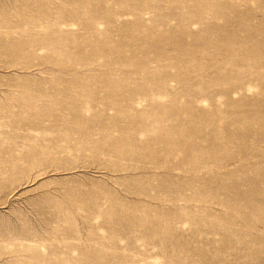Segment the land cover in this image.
Instances as JSON below:
<instances>
[{
  "label": "rangeland",
  "instance_id": "rangeland-1",
  "mask_svg": "<svg viewBox=\"0 0 264 264\" xmlns=\"http://www.w3.org/2000/svg\"><path fill=\"white\" fill-rule=\"evenodd\" d=\"M0 264H264V0H0Z\"/></svg>",
  "mask_w": 264,
  "mask_h": 264
}]
</instances>
